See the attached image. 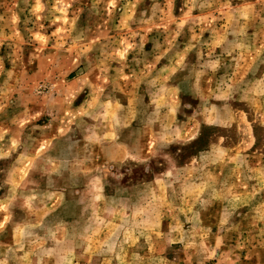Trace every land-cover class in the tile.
Returning a JSON list of instances; mask_svg holds the SVG:
<instances>
[{
	"label": "rangeland",
	"instance_id": "1",
	"mask_svg": "<svg viewBox=\"0 0 264 264\" xmlns=\"http://www.w3.org/2000/svg\"><path fill=\"white\" fill-rule=\"evenodd\" d=\"M0 264H264V0H0Z\"/></svg>",
	"mask_w": 264,
	"mask_h": 264
}]
</instances>
